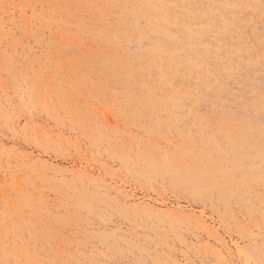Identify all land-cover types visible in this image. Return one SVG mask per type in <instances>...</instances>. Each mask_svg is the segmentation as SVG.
Wrapping results in <instances>:
<instances>
[{
  "label": "rangeland",
  "instance_id": "1",
  "mask_svg": "<svg viewBox=\"0 0 264 264\" xmlns=\"http://www.w3.org/2000/svg\"><path fill=\"white\" fill-rule=\"evenodd\" d=\"M0 264H264V0H0Z\"/></svg>",
  "mask_w": 264,
  "mask_h": 264
}]
</instances>
